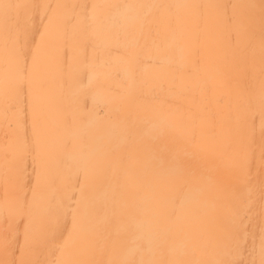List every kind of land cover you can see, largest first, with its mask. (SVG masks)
<instances>
[{
	"label": "bare ground",
	"instance_id": "bare-ground-1",
	"mask_svg": "<svg viewBox=\"0 0 264 264\" xmlns=\"http://www.w3.org/2000/svg\"><path fill=\"white\" fill-rule=\"evenodd\" d=\"M0 264H264V0H0Z\"/></svg>",
	"mask_w": 264,
	"mask_h": 264
}]
</instances>
